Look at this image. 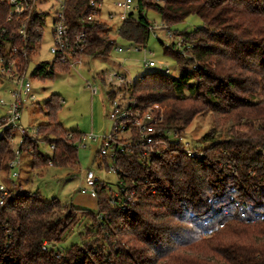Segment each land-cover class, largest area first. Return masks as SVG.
<instances>
[{"label": "trees", "instance_id": "1", "mask_svg": "<svg viewBox=\"0 0 264 264\" xmlns=\"http://www.w3.org/2000/svg\"><path fill=\"white\" fill-rule=\"evenodd\" d=\"M70 2L66 16L75 30L77 19L89 12L88 0ZM147 11L155 12L168 29L191 16L202 28L181 33L185 47L189 41L194 44L190 58L175 45H162L164 55L180 68L177 77L147 73L131 84L129 98L137 108L166 107L165 128L174 132L210 114L213 128L202 138L204 155L189 157L178 141L158 153H146L135 144L118 148L112 162L118 185L126 186L135 199L124 202V210L120 200L112 205L113 191L96 181L97 209L81 211L91 226L97 215L105 217L104 228L96 232H102L105 242L95 249L84 243L57 256L43 252L44 243H59L84 218L75 216L76 207L56 199L11 191L0 209V264H264V0H139L137 12L123 21L118 36L144 48L150 36ZM6 16L7 8L0 6V56L7 44L24 46L10 38L13 25ZM35 28L26 58L19 57L21 70L29 67L41 45V27ZM86 29L82 55L107 56L114 45L109 28L94 21ZM58 71L66 73L70 67L54 58L37 64L31 76L48 80ZM114 92L108 91L109 102L115 100ZM59 109L53 95L45 104L48 123L38 126L36 141L26 143L33 169L49 163L78 167L82 134L57 123ZM223 127L221 138L217 130ZM37 141L51 154H44ZM0 148L7 153V146ZM101 158L106 165L107 158ZM118 236L120 242L114 243Z\"/></svg>", "mask_w": 264, "mask_h": 264}, {"label": "rangeland", "instance_id": "2", "mask_svg": "<svg viewBox=\"0 0 264 264\" xmlns=\"http://www.w3.org/2000/svg\"><path fill=\"white\" fill-rule=\"evenodd\" d=\"M119 0H104L101 7L100 20L109 28V39L114 42L113 48L107 56L81 57L72 60L68 65L70 71L61 73L58 71L53 79L37 80L32 78L31 74L36 65L40 62L53 61V55L50 53L52 47L51 37V17L47 19L44 26L43 38L39 49H36L30 58V64L26 71V78L31 82L32 92L36 97L35 104L28 106L22 113V125L24 127H38L48 123L45 115V104L53 97L60 103V109L57 113L56 121L66 131H78L82 134V143L78 146L77 158L78 167L43 166L32 168V158L28 155H22V165L19 169L20 176L16 179L19 186L17 191L35 194L38 193L47 201L58 200L66 206L72 205L79 211L75 216L83 217L82 210L94 212L97 209V199L89 192L81 193V188H87L85 177L87 172H92L95 181L104 183L108 189L113 191V195L118 194L119 185L113 164L110 159L101 163V156L97 158V152L101 148V139L110 134L113 128V121L110 118L112 113V104L107 99V93L111 89L115 90V100L121 108L131 109L133 113L139 111V116L151 112L154 117H162V122L157 125V130L164 132L157 136L156 141L150 146L140 147L147 152L167 151L170 142H177L182 145L183 150L189 156L192 154L200 156V148L204 147L202 138L213 128V118L210 114H202L194 118L192 123L181 133L167 130L165 128L166 107L161 105H152L146 108H137L135 100L129 98V88L138 78L153 71L165 72L177 77L180 73L179 66L163 53V46L171 49V41L165 37V31L171 30L172 36L182 37L181 33L192 32L202 28L201 21L196 16L187 18L168 30H159L163 24L159 16L153 11H147V19L151 26L156 30L150 33L146 46L140 51H135L132 44L122 40L117 32L123 21L119 18V10L116 2ZM130 12L135 7V2ZM51 13H54L57 6L54 3L46 5ZM113 18L110 19L109 15ZM135 14V12H134ZM166 27V26H165ZM167 28V27H166ZM176 41V39H175ZM163 45V46H162ZM183 47V52H179L184 58H190L193 42L189 41ZM135 47V46H134ZM122 48L123 52L116 51ZM129 49V50H128ZM154 62L156 66L151 68L148 62ZM80 63V64H78ZM198 64L197 62L194 63ZM111 75H116L112 77ZM111 80V81H110ZM0 94L7 98L4 89H9L10 85L6 82L0 84ZM96 89L94 95L92 90ZM137 108V109H135ZM220 137L225 135V127L217 130ZM159 132V131H158ZM132 134V135H131ZM99 138L98 141H86L84 136ZM136 133L125 135L119 142V146L128 145V139L135 138ZM173 140V141H172ZM40 150L44 154H51L48 146L41 145ZM204 155V154H203ZM190 157V156H189ZM88 189V188H87ZM89 190V189H88ZM155 193V190L151 191ZM133 192L129 191L128 194ZM131 196V197H130ZM131 204L134 202V193L129 195ZM70 227L64 235V239L59 243L46 242L42 245L43 252L54 251V256L58 251L65 250L72 245H83L95 249L96 246L105 242L102 232L97 234L99 228L103 227L102 214L96 216V222L91 226V219L85 218ZM102 226V227H101ZM91 229V231H90ZM89 232V233H87ZM120 237H114V243L120 242ZM123 246V244H121Z\"/></svg>", "mask_w": 264, "mask_h": 264}, {"label": "built area", "instance_id": "3", "mask_svg": "<svg viewBox=\"0 0 264 264\" xmlns=\"http://www.w3.org/2000/svg\"><path fill=\"white\" fill-rule=\"evenodd\" d=\"M138 1L134 0L135 7L131 12L132 5H130V2H133V0H119L116 2L119 18L122 21L128 20L131 14L137 12ZM103 2L104 0H88L86 7L89 12L77 19V29L72 30L68 26L66 16V12L71 6L70 0H0V6L7 8L6 22L13 25V28L9 30L10 38L24 44L20 48L14 44H7V51L0 56V84L6 82L10 85L9 89L5 88L3 90L7 98L0 94V145L8 147L7 153L0 148V162L2 163L0 164V209L10 196V192L19 188L16 179L20 176L21 157L22 155L30 156L32 153L30 149L26 151V143L34 142L38 138V127H24L21 123L23 110L35 104L36 97L32 92L31 82L26 78L28 68L25 70L20 69L19 57L26 58L27 43L32 40L36 32V24L41 27L42 40L44 26L50 17L52 37L50 53L53 58H56L62 64H69L72 60L83 57L82 54L88 41L86 26L94 21L104 23L100 20ZM50 3H54L57 6L54 13H51L49 8H45ZM109 18H113L112 14L109 15ZM155 30L154 26H149L150 33H154ZM159 30L165 31L168 28L163 24ZM2 32L5 33L6 29H2ZM165 37L171 41L172 46H176L179 52H183L184 38L173 37L171 30L165 31ZM132 46L135 51L143 49L139 46ZM116 51L119 53L123 52L122 48H117ZM147 65L151 68L156 66L152 61L148 62ZM165 72L168 73V70ZM111 76L113 78L116 77V75ZM92 93L96 95L97 90L93 89ZM111 104L112 113L110 118L113 121V128L110 134L101 139L100 154L102 157L110 159L112 162L116 160V150L121 148L118 141L124 138L125 135H129V133L134 132L136 135L135 143H133V137L131 136L128 139V145L135 144V146L140 147L152 145L156 141L157 136L164 133L157 130V125L162 122V117H154L151 112L140 117L138 110L133 113L131 109L121 108L116 101L111 102ZM84 139L96 142L99 138L90 135L84 136ZM37 142L40 146L43 144L40 141ZM81 143L82 139L77 142V145L79 146ZM260 154L264 157V147L260 150ZM189 156L192 157V154H189ZM49 166H51V163H49ZM112 166L116 173L114 165ZM85 183L89 190L81 188L80 192H89L91 196L96 198V181L92 172H87ZM128 193L126 186L120 184L118 194L113 195L111 204L114 205L115 200H120L124 210V202L130 203L131 196L129 197V195H133V193Z\"/></svg>", "mask_w": 264, "mask_h": 264}]
</instances>
